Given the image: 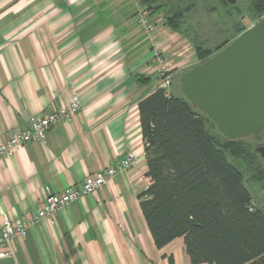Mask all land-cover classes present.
Returning <instances> with one entry per match:
<instances>
[{
	"label": "crops",
	"instance_id": "obj_1",
	"mask_svg": "<svg viewBox=\"0 0 264 264\" xmlns=\"http://www.w3.org/2000/svg\"><path fill=\"white\" fill-rule=\"evenodd\" d=\"M112 5L0 0V143L74 94L80 102L49 128L45 145L29 142L0 158V229L5 218L29 225L0 264H193L182 238L155 247L138 200L150 184L138 105L158 89L152 56L185 70L189 59L172 57L189 44L141 0ZM128 153L138 162L125 174L34 222L48 195L79 188Z\"/></svg>",
	"mask_w": 264,
	"mask_h": 264
},
{
	"label": "trees",
	"instance_id": "obj_2",
	"mask_svg": "<svg viewBox=\"0 0 264 264\" xmlns=\"http://www.w3.org/2000/svg\"><path fill=\"white\" fill-rule=\"evenodd\" d=\"M246 1L250 19L243 17L239 34L264 17V0ZM141 2L147 10L162 7ZM183 13L165 15L164 25L178 33ZM195 53L201 62L213 54ZM138 109L150 180L138 200L155 247L182 238L193 264H264V208L252 207L243 174L227 155L253 170L250 145L215 136L206 127L215 125L182 95L165 97L158 88Z\"/></svg>",
	"mask_w": 264,
	"mask_h": 264
},
{
	"label": "water",
	"instance_id": "obj_3",
	"mask_svg": "<svg viewBox=\"0 0 264 264\" xmlns=\"http://www.w3.org/2000/svg\"><path fill=\"white\" fill-rule=\"evenodd\" d=\"M234 5L236 0H225ZM183 97L228 140L264 137V17L179 77ZM264 157V146L255 149Z\"/></svg>",
	"mask_w": 264,
	"mask_h": 264
},
{
	"label": "rangeland",
	"instance_id": "obj_4",
	"mask_svg": "<svg viewBox=\"0 0 264 264\" xmlns=\"http://www.w3.org/2000/svg\"><path fill=\"white\" fill-rule=\"evenodd\" d=\"M115 1L116 0H110L113 4L112 11L113 8L115 11V7L118 6L116 2L117 5L115 4L114 7ZM156 4L162 6L160 9L162 17L165 15L172 16L176 11L184 12L183 19L180 21V33H174L179 34L182 39L185 38L189 46H186V48L178 46L180 47V50L176 51L172 58H181L182 60L187 58L190 62L185 70L183 68L177 71L174 70V77L170 86L171 93L181 96L182 93L178 81L180 75L193 66L207 60L205 59L202 62L198 61L195 47L210 50L213 52L211 55L213 56L218 52L217 47L221 46L223 48L237 38L239 35V33L236 32L237 28H239L242 23H247V20L243 17H250L248 3L246 0H236L234 5H229L227 3V6L222 0H154V3H152L151 6L154 7ZM126 8L127 6L123 7L122 10L125 12ZM112 16L113 15H111L110 18H112ZM113 17H115V15ZM253 24L255 23L248 25L246 29ZM170 62L172 66L176 63V61ZM155 78L154 80H156ZM206 127L215 136H219L220 133L216 126L214 127L207 124ZM241 140H244V142L250 145V151L255 154L254 166L256 167L251 170L244 161L240 159H232L229 154H227L229 157L228 160L242 172L244 184L250 193L252 203L264 208V157H261L260 152L255 151L257 143L254 137L250 136Z\"/></svg>",
	"mask_w": 264,
	"mask_h": 264
},
{
	"label": "built area",
	"instance_id": "obj_5",
	"mask_svg": "<svg viewBox=\"0 0 264 264\" xmlns=\"http://www.w3.org/2000/svg\"><path fill=\"white\" fill-rule=\"evenodd\" d=\"M147 31L151 32L152 28L148 27ZM152 61L157 66L158 88L162 90L165 97H169L172 94L170 86L176 66L175 64L172 66L170 60L165 59L160 52L153 53ZM79 108L80 102L74 94L64 108H59L43 117L29 119L26 128L11 134L6 141L0 143V158L13 156L21 145L29 142L45 145L49 128L59 120L71 119ZM137 162L138 160L128 153L117 165L103 168L87 176L79 188L73 187L61 194L48 195L43 207L36 213L34 222L44 220L78 198L99 190L116 175L125 174ZM252 207H255V204L252 203ZM28 229L29 225L26 221L13 223L7 218L3 220L0 229V245L3 250L0 252V258L11 254L10 242L24 236Z\"/></svg>",
	"mask_w": 264,
	"mask_h": 264
},
{
	"label": "flooded vegetation",
	"instance_id": "obj_6",
	"mask_svg": "<svg viewBox=\"0 0 264 264\" xmlns=\"http://www.w3.org/2000/svg\"><path fill=\"white\" fill-rule=\"evenodd\" d=\"M262 137L259 141H256V145H257V148L260 147V146H264V137H263V133H261Z\"/></svg>",
	"mask_w": 264,
	"mask_h": 264
}]
</instances>
